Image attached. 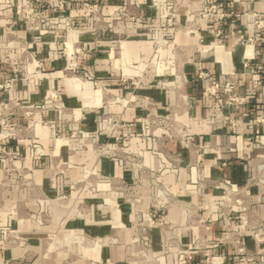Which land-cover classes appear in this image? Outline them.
<instances>
[{
	"label": "crops",
	"instance_id": "crops-1",
	"mask_svg": "<svg viewBox=\"0 0 264 264\" xmlns=\"http://www.w3.org/2000/svg\"><path fill=\"white\" fill-rule=\"evenodd\" d=\"M88 1L92 8L0 0V76L13 79L0 93V118L19 128L0 138V148L35 166L21 190L4 183L0 166V264H176L178 248L195 242L201 247L189 264H204L207 254L221 255L218 264H264V122L257 121L264 115V0H215L231 13L220 36L198 22L193 34L171 37L176 48L156 35L166 11L177 4L186 25L205 0ZM23 4L59 31L25 22ZM7 37L27 45L40 73L15 68ZM246 37L252 42H237ZM69 39L81 48L77 64L103 91L65 76ZM200 74L218 82L233 74L244 102L220 98L216 109ZM131 78L140 85L122 81ZM52 93L74 118L51 109ZM159 115L170 129L150 128ZM118 122L128 127L117 129ZM125 132L136 136L123 141ZM97 146L140 163L119 165ZM35 147L43 151L37 164ZM223 185L242 192L229 198ZM158 188L175 198L165 208Z\"/></svg>",
	"mask_w": 264,
	"mask_h": 264
},
{
	"label": "built area",
	"instance_id": "built-area-1",
	"mask_svg": "<svg viewBox=\"0 0 264 264\" xmlns=\"http://www.w3.org/2000/svg\"><path fill=\"white\" fill-rule=\"evenodd\" d=\"M73 3H78L81 6L85 8H92L93 4H91L88 0H70ZM106 0H100V3L105 2ZM21 13L23 15V19L25 22L29 23L31 26H36L38 24L44 23L46 29L53 30V31H59V26L57 24L50 23L46 21V18L39 12H35L28 8L26 5L21 6ZM231 13L227 12L224 6L215 0H205L204 7L202 11L198 12L193 16V21L188 23V26H196L198 22H205L212 26V33L215 37L220 36V28H218L219 24L230 18ZM165 17L166 24L172 25V26H178L183 27L184 25L180 24L178 20V6L177 4L173 3L170 6V9L166 12ZM95 21V20H94ZM72 27V23L70 21H66L64 23V32L66 35L70 32ZM240 44H248L252 42L251 38H239L237 40ZM68 43L73 45L72 47V62L69 66V68L65 71V76L67 78L72 79L73 81L83 86H89L94 90H99L100 92L103 91V88L101 84L92 78L83 68H81L77 64V58L81 54V48L78 47L75 42H72L71 39L68 40ZM5 46L15 49L17 51V64L15 65V68L19 65L24 66L26 73L28 75H37L41 72L42 64L39 62L34 55L30 52L27 45L20 41L17 38L13 37H7L5 39ZM199 79L204 81L203 90L205 95L210 96L213 98V106L218 109L219 99L225 98L228 105H239L244 102V98L237 93V82L234 78L233 74H227L224 75L223 81L218 82L216 80L211 79L207 74H200ZM12 78L11 77H5L0 76V93L9 90L12 88ZM123 82H131L132 85H136V82L133 81V79H127L122 80ZM50 107L51 109L56 112L57 114H60L61 117H66L67 114H72L73 118L75 117L74 112L70 110L69 108L65 107L64 104L58 99L56 93H52L50 95ZM36 109L40 110L42 108L36 107ZM260 123L264 122V115L260 116L257 120ZM126 124H115V128L117 129H126ZM18 126L10 124L5 119L0 118V138H8V137H14L17 136ZM258 133H256L257 136ZM59 138V135L56 136ZM133 137L132 134H128L125 132L123 134V141L129 140ZM97 150L100 153H107L110 158L113 161H116L119 165H124L126 162H134V163H140L138 159L132 157L131 159L124 155L121 156L117 154L116 151L108 150L103 146H97ZM43 157V151L40 148H34L32 152L31 159L34 161L35 164L41 161ZM22 158H20L17 154L13 153L10 150L0 148V166H1V177L5 184L12 186L16 189H24L29 187V181L28 179L32 176L35 166L31 167H25L18 162H21ZM191 166H194L195 168L199 169L200 164L196 162H192ZM145 170V168H142V171ZM221 189L224 190L226 195L230 197H236L239 196L242 192L241 190H232L229 186L223 185L219 186ZM127 190H130V188H125ZM132 193V191H131ZM132 195V201L138 202L139 198L136 195ZM157 205L160 208H165L169 204H171L172 201H174V197H170L164 194V192L158 188L157 194ZM63 199L62 197L59 198ZM238 201V200H237ZM218 207L222 208L224 205L223 203H218ZM241 219V218H240ZM200 244L198 242H195L190 248H178L176 252V264H189L190 261L193 259V252L200 249ZM242 251L241 248L238 250V252ZM223 260V257L218 254H207L204 258V264H218Z\"/></svg>",
	"mask_w": 264,
	"mask_h": 264
},
{
	"label": "rangeland",
	"instance_id": "rangeland-1",
	"mask_svg": "<svg viewBox=\"0 0 264 264\" xmlns=\"http://www.w3.org/2000/svg\"><path fill=\"white\" fill-rule=\"evenodd\" d=\"M170 8H168V10H169ZM167 10V11H168ZM166 11V12H167ZM166 14V13H165ZM166 19H167V17H165V15H164V23H165V25H164V28H162V30H159L157 33H156V35L158 36V37H161V38H163V41L165 42L164 44H166V45H173L175 48H176V45L172 42V40H171V37L172 36H175L176 34H178V33H180V32H183V33H188V34H193L195 31H196V29H197V27L196 26H188V24H186V25H184L183 27H178V26H170V25H167L166 24ZM190 24V23H189ZM169 36L170 37V39L169 38H167V37H165V36ZM167 38V39H166ZM152 44H153V47H155V48H159V47H161V44H159V42L158 41H156V40H152ZM137 75V74H136ZM140 78H141V76H139ZM140 78L138 79V78H135V82H136V85H133L134 87H138L139 85H140V83H141V80H140ZM162 117L163 116H160L159 115V118L158 119H162ZM157 120V121H154L152 124H150L149 123V126H150V128H153V130L154 129H156V128H166L167 130L168 129H170V126H169V124H168V122L167 121H165L164 119H162V120ZM120 125L121 124H125V123H122V122H120L119 123ZM127 125V124H126ZM127 127H128V125H127ZM126 127V128H127ZM122 130H124V129H122ZM128 134H132V133H130V132H127ZM133 135V137L132 138H135V136H136V134H132ZM124 140V139H123ZM125 141H127V140H125ZM158 144V143H157ZM109 156V155H108ZM126 156H128L130 159L132 158L131 156H129V155H126ZM109 158H110V156H109ZM111 159V158H110ZM137 159V158H136ZM140 174H144L145 173V171L143 170H141L140 172H139ZM93 179H95V176L93 175ZM127 188V186H123V188ZM92 192H96V187L94 186V185H92L90 188H89ZM121 192L124 194V196H127V195H129V194H132L131 193V190H127V189H125L124 191L123 190H121ZM142 249H144V248H141V250ZM140 252V251H139Z\"/></svg>",
	"mask_w": 264,
	"mask_h": 264
}]
</instances>
